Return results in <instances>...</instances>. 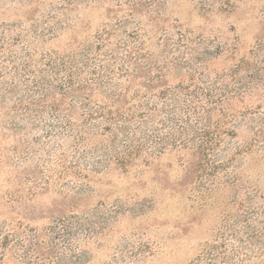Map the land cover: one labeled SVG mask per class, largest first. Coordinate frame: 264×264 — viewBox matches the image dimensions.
I'll return each instance as SVG.
<instances>
[{"label":"rangeland","instance_id":"374dc122","mask_svg":"<svg viewBox=\"0 0 264 264\" xmlns=\"http://www.w3.org/2000/svg\"><path fill=\"white\" fill-rule=\"evenodd\" d=\"M200 1L0 0V240H42L64 216L78 222L76 264H264V0L222 11ZM135 32L165 75L134 89L168 99L187 87L208 113L182 144H150L126 166L100 168L54 133L69 104L80 124L78 102L60 94L62 59L95 36L114 44ZM204 130L218 136L211 149ZM18 254L0 264H21Z\"/></svg>","mask_w":264,"mask_h":264},{"label":"trees","instance_id":"16d2710c","mask_svg":"<svg viewBox=\"0 0 264 264\" xmlns=\"http://www.w3.org/2000/svg\"><path fill=\"white\" fill-rule=\"evenodd\" d=\"M200 2L208 9L217 5L221 11L234 7V0ZM106 34L107 39L100 35L95 36L82 54L71 55L65 58V62L62 59L64 86L60 94L67 96L68 100L75 99L78 102L80 124H73L71 117L77 112L69 104V109L60 120L55 117L63 125L60 130L54 131L67 132L74 147L83 146L79 159H90L100 168L104 167L103 164L106 168L111 163L126 166L131 160L139 158L150 144H182L186 138H183L184 135L194 133L190 126L192 119L201 121L208 113L204 108L200 109L201 106L193 105L194 101L198 103V96L188 92L187 87H178L180 94H170L168 99L165 97L167 94H143L139 89L135 90L136 83L146 89L155 87L165 75L163 66H159V60L152 54L144 52L147 42L138 32L127 35L129 41L123 38L116 40L114 44L111 42L110 33ZM130 37L137 39L132 40ZM112 45L115 46L114 49H111ZM96 93L104 95L106 100H93ZM152 98L166 102L159 107L152 102ZM211 101V97L208 98L207 102ZM162 115L165 122L159 120ZM183 118V126L178 127L177 121L182 122L180 119ZM152 124H164L166 134L157 135V129L148 134ZM74 126H77L75 135ZM151 132L156 135L152 137ZM60 135L58 132V136ZM199 136L200 145L208 149L218 142V136L214 133L208 139L205 130ZM95 137L100 139L99 145L95 148L88 147ZM77 176L80 177V174ZM73 221L72 218L66 220L64 216H60L54 223L51 222L52 226L46 230V238L42 240H39L36 233H6L0 240V255L5 257L8 251L15 252L16 256L17 252L23 253V257L18 254L19 258H23L21 264H60L62 260H66L67 264H76L74 251L77 249L79 232L78 222ZM6 230L11 231L7 228ZM44 248L47 250L45 257L40 252ZM4 257L0 259V263ZM30 259H33L31 263L28 262Z\"/></svg>","mask_w":264,"mask_h":264}]
</instances>
